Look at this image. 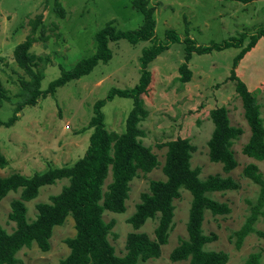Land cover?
<instances>
[{"label":"rangeland","instance_id":"1","mask_svg":"<svg viewBox=\"0 0 264 264\" xmlns=\"http://www.w3.org/2000/svg\"><path fill=\"white\" fill-rule=\"evenodd\" d=\"M154 6V38L166 41V31L172 30L179 40L170 42L149 64L150 85L142 97V108L147 115L139 123L144 131L140 138L156 155L159 164L148 173H141L129 182L125 211L116 213L104 210V221L113 219L109 242L117 255L125 251V236L132 230L127 222L134 211L139 195L147 190L151 179H164L161 166L166 146L161 142L186 137L195 146L190 156V166L200 168L199 177L209 174L231 176L239 184L236 190L211 192L208 195L225 202L230 211L212 215L205 210L202 222L204 234L214 233L216 239L204 245L206 250H222L227 253L225 264H242L249 253L260 251L258 264H264V200L259 208L253 231L243 239L239 248L234 246L233 232L249 215L259 195V185L242 175V168L254 162L264 178V160H256L241 152L250 131L243 117L241 101L235 92V81L225 80L233 69L254 94L264 121V36L234 63L240 47L229 46L209 53H193L189 60L191 77L186 82L178 80V66L184 61V43L188 35L198 44L221 42L232 36L245 33L243 44L258 29L264 28V0L243 3L236 0H149ZM113 21L118 29L131 30L141 25L142 14L131 0H0V79L9 101L0 104V150L7 158V165L0 168V176L12 172L30 174L49 167L70 164L81 155L87 144V130H83L93 115L96 100L104 98L111 88L131 89L139 82L141 66L139 56L143 47L152 41L135 44L126 39L110 42L112 57L105 63L99 62L86 75L68 81L52 94L38 97L34 103L25 102L20 95L21 80L29 76L13 58L15 45L31 32V21H36L34 36L29 51L36 55L35 71H41L40 88L56 78L62 68L68 69L82 57L94 52V34L107 21ZM132 99L114 95L102 106L104 126L108 130L121 131L124 120L132 107ZM218 105L227 109L231 125L240 127L242 133L232 144L238 165L228 173L221 164L211 162L207 155L206 142L213 124L209 111ZM17 111V112H15ZM10 122L9 118L14 114ZM264 124V122H263ZM111 180L110 174L104 186ZM66 179L39 188L38 195L25 202L29 220L36 214L35 205L46 202L50 195L59 192ZM20 192H9L0 201V224L10 232L13 222L7 218L11 199ZM191 194L185 189L173 199V228L168 242L162 246L158 258H149L141 264H185L171 261L170 250L181 238H187L186 222ZM155 219H148L140 231L150 237ZM74 223L67 216L63 224L54 226L49 239L50 249L40 251L33 243L17 252L18 264H58L69 251L64 242L74 235Z\"/></svg>","mask_w":264,"mask_h":264},{"label":"trees","instance_id":"2","mask_svg":"<svg viewBox=\"0 0 264 264\" xmlns=\"http://www.w3.org/2000/svg\"><path fill=\"white\" fill-rule=\"evenodd\" d=\"M236 1L246 3L250 0ZM131 4L142 14V22L138 28L118 29L113 25V21H107L93 36L94 52L80 58L68 69L60 67L59 75L52 79L45 89L40 88L41 71L34 70L37 65L36 55L29 51L36 40V21H31V32L15 45L13 58L29 76V80H21L19 92L25 96V102L34 103L39 96L52 94L56 88L68 81L88 74L99 62H107L112 57L110 42L119 39H126L132 44L149 39L152 41L150 45L142 48L138 59L142 68L139 82L131 89L111 88L104 98L94 102L93 115L83 129L87 130L88 136L81 155L70 164L49 167L28 175L12 172L0 176V201L9 192H20L19 197L11 199L9 203L7 218L13 222L11 231L8 232L0 224V264H18L17 252L33 243L40 251H48L54 226L63 224L67 216H71L73 220L74 235L64 239L69 251L58 264H141L149 258H158L173 228V199L180 196L181 189L191 194L186 222L187 238L178 240L170 250L168 258L174 262L185 261V264L227 262L226 252L204 249V245L215 240L216 235L204 234L202 222L205 210H209L212 215L230 211L225 202H220L208 194L236 190L239 184L231 176H221L217 173L200 178V168L191 167L189 161L195 146L188 138L180 135L158 145L166 146L161 166L164 179L149 180L147 190L140 193L134 211L127 218L132 230L125 236L124 253L115 254L114 247L109 242L108 236L112 233L115 221H104V210L124 212L129 182L139 172L148 173L159 164L156 155L148 146L143 145L140 139L144 131L139 127V123L147 115V111L142 108V96L146 94L151 79L147 66L170 42L180 38L176 32L167 30L166 41L156 40L154 6L149 0H131ZM245 36V33L240 32L238 36L221 42L198 44L186 35L182 39L184 61L178 66V80L186 82L190 79L191 69L188 62L193 53H209L211 50L229 46L240 47L234 57L235 64L261 36H264V28L252 33L246 43L241 45ZM225 80L235 81V92L241 101L243 117L250 131L241 152L253 159L264 160V121L256 97L233 69ZM114 95L129 97L133 102L124 120V129L119 132L108 130L104 126L101 110L105 102ZM2 101H9V97L0 79V104ZM15 112L5 124L15 118ZM209 118L213 128L206 142L208 159L220 163L222 171L228 173L238 165L231 146L242 133V129L230 124L227 109L223 105L213 107L209 111ZM7 163V158L0 150V168H4ZM109 174L111 180L104 186ZM242 175L258 184L260 189L249 215L233 232L236 248H239L245 236L253 231V223L264 200V178L258 166L254 162L247 163L242 168ZM61 179H66L67 183L61 186L59 192L50 195L48 201L38 202L35 205V217L29 220L25 202L34 199L40 187ZM148 219L156 221L152 237L139 230ZM260 256V251L251 252L242 264H258Z\"/></svg>","mask_w":264,"mask_h":264}]
</instances>
